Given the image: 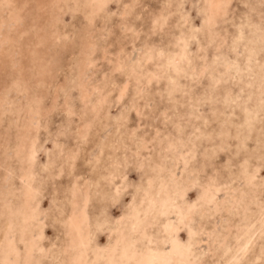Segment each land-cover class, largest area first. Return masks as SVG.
Masks as SVG:
<instances>
[{"label":"rangeland","instance_id":"1","mask_svg":"<svg viewBox=\"0 0 264 264\" xmlns=\"http://www.w3.org/2000/svg\"><path fill=\"white\" fill-rule=\"evenodd\" d=\"M0 264H264V0H0Z\"/></svg>","mask_w":264,"mask_h":264},{"label":"bare ground","instance_id":"2","mask_svg":"<svg viewBox=\"0 0 264 264\" xmlns=\"http://www.w3.org/2000/svg\"><path fill=\"white\" fill-rule=\"evenodd\" d=\"M73 216V215H72ZM130 223V222H129ZM232 256V255H231Z\"/></svg>","mask_w":264,"mask_h":264}]
</instances>
